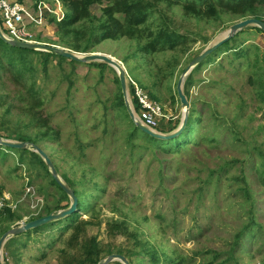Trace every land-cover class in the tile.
I'll return each instance as SVG.
<instances>
[{"label": "rangeland", "instance_id": "1", "mask_svg": "<svg viewBox=\"0 0 264 264\" xmlns=\"http://www.w3.org/2000/svg\"><path fill=\"white\" fill-rule=\"evenodd\" d=\"M146 1L150 15L134 37L104 40L95 51L120 60L126 78L162 106L166 121L159 122L160 128L179 127L182 73L233 23L251 16L223 8L214 16L186 12L183 5L192 0ZM106 4L92 6L90 18L68 35L58 31L49 14L31 30L40 42L84 53L72 47L90 42L92 30L105 19ZM257 7L264 16V4ZM162 31L177 34L176 46L147 51ZM20 56L11 61V55L0 52V132L30 139L26 153L0 156V198L21 217L11 220L2 213L0 232L54 210L58 203H71L31 155V143L48 153L62 180L83 201L91 202L77 220L75 212L40 230L10 236L2 250L4 264H60L78 223L85 232L77 255L85 240L95 238L99 256L122 251L130 264L177 259L208 264L216 254L226 264H264V32L256 26L238 31L184 77V93L199 122L192 138L181 133L169 139L171 146L192 139L181 152L130 139L132 119L117 103L122 89L111 65L36 51L26 52L23 62ZM127 81L131 97L133 84ZM114 225L120 229L113 230Z\"/></svg>", "mask_w": 264, "mask_h": 264}, {"label": "trees", "instance_id": "2", "mask_svg": "<svg viewBox=\"0 0 264 264\" xmlns=\"http://www.w3.org/2000/svg\"><path fill=\"white\" fill-rule=\"evenodd\" d=\"M60 1L67 8L66 15L60 21H58L55 16H51L50 18H52L51 20L56 23L58 31H63L65 35H68L71 32V28L73 26L90 18V16L92 15L91 13L92 6L96 4H103L104 2L107 3L102 8L103 16L105 17V19L100 24L97 25L95 30L94 29L92 30V33L94 32V34L92 35L93 37L91 38L90 42L85 43V45L83 46L79 45L78 47L74 45V47H72L73 49L79 50L82 52L95 51V45L107 39H116L122 36L134 37L136 35V31L139 29V26H141L147 21L150 15V7H151L150 2L146 0H60ZM263 4H264V0H192L190 2L185 3L183 7L186 12H189V13L192 12L194 14L206 13L207 15H210V16L216 15L218 8H223L227 11H230L234 14H238L243 17L254 16V17L264 20V16H261L257 10L258 8L257 6L263 5ZM258 29L262 31L260 28ZM61 39L64 40L63 38ZM178 39L179 37L177 36L176 33L162 31L159 34V37L155 38L151 43L147 45L146 50L155 51L159 49V47L164 46V45L175 47L176 43L178 42ZM0 52H2L5 56H7V54L11 55V61H14L17 55H21L20 61L23 62L24 54L26 52H33V50L14 47L0 38ZM36 52L43 53L47 57L51 56V57L58 58L61 60L68 59L66 57H63V56H60V55H57L51 52H46V51H36ZM70 61L77 62L71 59ZM94 64L108 65L107 63H103V62H94ZM200 65L201 63L196 65V67ZM117 80L120 83L119 78H117ZM120 90H121V87H120ZM117 103L125 110L126 115L129 116V113L127 111V108L124 102L122 90L120 91V96H119ZM169 121H171V119ZM198 122H199V119H198L197 109L195 107H191L188 123L181 135L186 133L190 136V138H192L193 132L196 131ZM43 125H47V122L43 123ZM131 125H132V131H131L130 139L134 137L141 139L147 142L149 146L156 147L159 149H164L167 152L169 151L170 152H173V151L181 152L183 149L187 148V144H189V142L192 140L189 138L183 141L176 140L175 146H171L170 143H168V141L170 140L156 138V137H153L145 133L140 128H138L132 120H131ZM176 127H178V125H176ZM176 127L174 126L170 128L161 127V130L163 132L169 133L173 131ZM0 136H2L3 138H12V136H16L21 141H26V142L30 141L29 137H26V136L22 137L19 135H11V134L4 135L1 132H0ZM10 152L11 153L13 152L26 153L27 149L11 148V147L0 145V156L7 155ZM30 153L31 155H33L34 157L38 159L40 164L47 170L48 174L50 175L52 183L55 184L61 190L64 197H66L69 200L70 199L69 195L59 186V184L52 177L49 167L47 166L43 158L35 151H30ZM75 193L79 199L78 210L76 211V215H77L76 220H77L81 216V213L79 211L88 212L90 210L91 201H83L81 193H78L77 190L75 191ZM69 205L70 203L66 205L62 203H58L54 210L49 209L47 212H45V214H41L38 217H35L33 219L42 217L49 213H56L60 209L69 207ZM5 211H6V214H8V219L15 220V219L21 218L16 213H14V211L11 208L5 207V210L3 213H5ZM60 220L62 219L55 220V221L56 223H58ZM55 221H51L49 222V224ZM74 223H71V224H74ZM67 226L68 225H66L64 228H66ZM73 226H76L73 231L74 233L71 235L70 239L68 240L67 248H64L62 250L60 264H99L101 263L104 258L99 256L101 248L99 246L97 239L95 238L85 240L84 243L82 244V255L80 254L77 255V252H75V250H77V247L79 245V239L82 236L83 232H85V228L79 223L78 225L74 224ZM41 228L43 227H37V228H32V229L36 231L38 229L40 230ZM118 228L120 229L119 225L112 226L113 230L118 229ZM5 231L6 229L0 232V237L5 233ZM69 249H70V252H69ZM109 252L111 254L114 252V250H109ZM118 253L123 254L122 251H118ZM123 255L128 257L126 254H123ZM218 255L219 254H216L215 256L216 258L209 261L208 264H226L227 263L226 259L218 261V258H217ZM153 258L155 262L157 261L160 262V258L157 255H154ZM170 263L171 264H186L184 259L171 260Z\"/></svg>", "mask_w": 264, "mask_h": 264}, {"label": "water", "instance_id": "3", "mask_svg": "<svg viewBox=\"0 0 264 264\" xmlns=\"http://www.w3.org/2000/svg\"><path fill=\"white\" fill-rule=\"evenodd\" d=\"M247 26H256V27L260 28L262 31H264V20L257 18V17H254V16H251V17H247V18H244L240 21L233 23L230 26L229 31L225 37H223L221 40L215 42L212 46L206 48L204 51H202L200 54H198L192 60V62L189 64V66L184 70V72L182 73V76L180 77L178 84H177V93H178L180 102H181L182 106L184 107V116H183V120H182V123L180 124V126L175 131H172L169 133L157 132V131L147 127L146 125H144L143 123H141L140 121H138L136 119L134 109H133V105H132V100L130 98V93H129L128 87H127L128 81L126 78V68L124 67L122 62L120 60H118L116 57H114L110 54L104 53V52H100V51L81 53V52H76V51H73L69 48H66L64 46L57 45V44H51V43H47V42L19 41L16 39H11L2 30L1 23H0V38L3 39L8 44H10L14 47L22 48V49H29V50H33V51L51 52V53H55L57 55L66 57L68 59L75 60L77 62H85V63H87V62H103V63H107V64L111 65L118 72L124 102H125L127 111L129 113L132 121L134 122V124L138 128H140L142 131H144L145 133H147L153 137L169 140V139H174V138L178 137L184 131V129L188 123V119H189L191 103H190V100L188 99V97L186 96V94L184 93V89H183L184 77L192 71V68H194L200 62H202L204 59H206L211 53H213L216 49H218L222 44L227 42L238 31L246 28ZM0 145L6 146V147H11V148L26 149L29 146V142L16 141L13 139L3 138L2 136H0ZM31 145L33 147V150L36 153H38L43 158V160L46 162V164L49 167V170L51 172V175L55 179V181L69 195V197L71 198V203H70L69 207H67L65 209H61L56 213H49V214L44 215L42 217L26 221V222L22 223L21 225L12 227L8 231H6L0 237V264H4V262L2 261V250H3V246H4L5 242L7 241V239L10 236L18 235L20 233H23V232L29 230V229L39 227L45 223L55 221V220H59V219L64 218L70 214L75 213L78 210L79 199H78L74 189H72L68 184H66L62 180V178L60 177V175H59L52 159L48 155V153L41 146H39L37 144L31 143ZM116 260L121 261L123 264H130L128 258L125 255L120 254V253L109 254L99 264H109L110 262L116 261Z\"/></svg>", "mask_w": 264, "mask_h": 264}, {"label": "built area", "instance_id": "4", "mask_svg": "<svg viewBox=\"0 0 264 264\" xmlns=\"http://www.w3.org/2000/svg\"><path fill=\"white\" fill-rule=\"evenodd\" d=\"M50 2L53 6L48 4V0H38L33 4L26 0H0L2 30L11 39L40 42L35 38V33L31 28L42 26L47 14L50 17L55 16L58 21L65 16L60 0H50ZM130 78L128 76L127 80H131L133 84L130 98L135 101L132 105L136 119L157 132H163L159 127V122L166 118L162 106ZM5 207V201L0 198V215Z\"/></svg>", "mask_w": 264, "mask_h": 264}]
</instances>
